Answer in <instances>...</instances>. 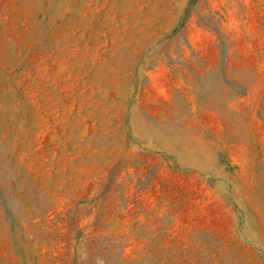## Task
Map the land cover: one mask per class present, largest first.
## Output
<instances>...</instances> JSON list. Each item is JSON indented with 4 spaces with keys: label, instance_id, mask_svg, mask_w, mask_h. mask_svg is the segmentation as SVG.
<instances>
[{
    "label": "rangeland",
    "instance_id": "1",
    "mask_svg": "<svg viewBox=\"0 0 264 264\" xmlns=\"http://www.w3.org/2000/svg\"><path fill=\"white\" fill-rule=\"evenodd\" d=\"M0 264H264V0H0Z\"/></svg>",
    "mask_w": 264,
    "mask_h": 264
}]
</instances>
